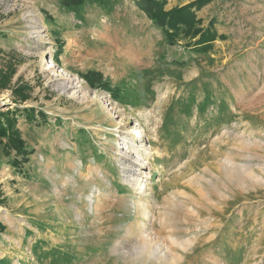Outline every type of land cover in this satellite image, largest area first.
<instances>
[{"label":"rangeland","instance_id":"1","mask_svg":"<svg viewBox=\"0 0 264 264\" xmlns=\"http://www.w3.org/2000/svg\"><path fill=\"white\" fill-rule=\"evenodd\" d=\"M192 10L205 53L136 0H0V264H264V0Z\"/></svg>","mask_w":264,"mask_h":264},{"label":"trees","instance_id":"2","mask_svg":"<svg viewBox=\"0 0 264 264\" xmlns=\"http://www.w3.org/2000/svg\"><path fill=\"white\" fill-rule=\"evenodd\" d=\"M58 1L64 10L74 14H80L86 4L95 2L103 5L107 0ZM208 2H210V0H196L185 6L175 7L170 10L164 9L166 0H136V5L140 10L148 14V17L156 26L161 28L166 44L173 45L180 41H184V43L191 46L194 51L205 53L208 51L209 42L216 39L218 35L210 24L207 26L202 25V20L197 18L192 8H200ZM86 80L90 85H95L96 81L101 84L105 83L98 72L87 75ZM103 88L115 95L114 89L108 88L105 84ZM12 93L15 97L20 99V101H24L27 98V96L22 93L20 86L15 87ZM116 95L117 98L123 97L130 95V91L128 88H124L121 92L116 93ZM16 111L19 110L9 109L5 112L0 110V142L5 138L6 142H3L4 146L7 149H13L16 157L19 158L21 156L22 159H19L21 161L26 157L27 151L26 145L21 137V131L17 127ZM23 113L27 121H35L36 117L45 118V114L42 111H37L35 113L33 108L24 109ZM14 162L18 165L21 164L17 161ZM58 259H61V257Z\"/></svg>","mask_w":264,"mask_h":264},{"label":"bare ground","instance_id":"3","mask_svg":"<svg viewBox=\"0 0 264 264\" xmlns=\"http://www.w3.org/2000/svg\"><path fill=\"white\" fill-rule=\"evenodd\" d=\"M140 132V131H139ZM145 151L147 152V150L145 149ZM135 173V172H134ZM133 173V184H131L134 188L136 187V188H140V187H143V186H146V185H142V186H139V184L141 183L140 181H139V178H140V176H138L137 174H134ZM137 186H139V187H137ZM139 205H143V203H141V204H139ZM147 214V213H146ZM145 217V216H144Z\"/></svg>","mask_w":264,"mask_h":264}]
</instances>
